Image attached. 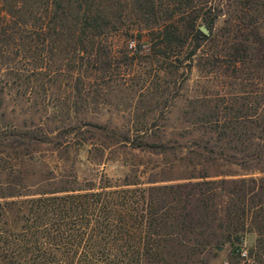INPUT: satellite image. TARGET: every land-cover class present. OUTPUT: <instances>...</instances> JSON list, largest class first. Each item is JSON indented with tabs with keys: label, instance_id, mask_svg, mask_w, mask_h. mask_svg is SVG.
Wrapping results in <instances>:
<instances>
[{
	"label": "trees",
	"instance_id": "trees-1",
	"mask_svg": "<svg viewBox=\"0 0 264 264\" xmlns=\"http://www.w3.org/2000/svg\"><path fill=\"white\" fill-rule=\"evenodd\" d=\"M225 1L223 5L212 0H0V74L12 76L20 85L39 84L46 76L53 83L61 82L70 76L74 83L67 80L64 90L74 93V99L63 101L60 113L77 111L87 104V94L97 91L92 78L109 77L108 39L122 30L121 17L133 12L140 17L138 29L144 33L140 37H147L159 69L171 65L168 59L191 45L187 55L192 58L204 41L216 37L214 28L222 15L226 16L219 39L225 40L214 65L219 61L227 68L263 66L264 0ZM200 17L209 34L200 29ZM142 46L138 44L135 51ZM0 81L1 109L9 81ZM4 116L1 112L0 264H207L205 254L217 256L226 242L235 257H242V246L235 245L243 237L236 234L238 228L230 223L223 233L216 229L222 227L216 225V199L224 193L219 189L225 190V179H210L207 172H199L169 184L149 180L143 185L129 176L118 182L103 173L98 180H81L72 164L61 170L48 167L40 172V180L29 184L28 175L36 171L24 167L34 160L40 145L66 152L75 145H91L105 151L110 143L172 153L190 162L191 153L202 156V152L141 129L119 132L106 124L69 117L51 129L34 122L15 124ZM197 119L200 125L216 127L222 121L206 114ZM242 119L239 115L233 122L225 117L218 139L252 142L238 151L264 165V118H257L249 132L237 129ZM153 136L160 140H151ZM185 150L187 155H178ZM251 181L261 182V193L241 180L231 191L232 200L239 202L236 206L252 204L256 196L264 200V178ZM241 208L239 215L246 211ZM259 233L261 252H250V257L255 256L252 264H263L264 227Z\"/></svg>",
	"mask_w": 264,
	"mask_h": 264
},
{
	"label": "rangeland",
	"instance_id": "rangeland-1",
	"mask_svg": "<svg viewBox=\"0 0 264 264\" xmlns=\"http://www.w3.org/2000/svg\"><path fill=\"white\" fill-rule=\"evenodd\" d=\"M212 1H220L223 5L227 2ZM225 16L222 15L217 21L214 28L216 37L204 41L192 58L187 55L191 45L184 52L172 55L168 59L171 65L159 69L149 50L150 43L145 41L147 37H140L144 34L138 29L140 17L134 12L126 13L120 19L122 30L108 39L112 61L109 77L105 81L99 77L92 78L93 89L97 91L91 90L87 94V104L77 111L60 113L63 101L69 96L74 99V93L69 95L64 90L67 80L69 84L74 83L70 76L61 82L53 83L46 76L39 84L30 81L20 85L13 81L12 76L0 74L3 83L9 81L5 103L0 109L8 122L19 125L34 122L52 129L62 124V118L69 117L70 120L106 124L119 132L145 130L162 136V140H170L171 143L176 140L202 152V156L191 153L190 162L188 159L179 160L172 153L156 154L112 146L110 143L105 151L91 145H75L67 152L40 145L34 152V160L25 163L24 167L36 171L28 175L27 182L30 184L40 180V172L48 167L57 166L61 170L72 164H75L81 180H98L103 173L118 182L129 176L131 181H140L143 185H149V180H156L155 184L186 181L184 178L191 174L207 172L211 175L210 179H225L228 182L224 185L225 190L219 189L224 193L216 199L219 210L216 225L222 226L216 229L218 233H223L233 223L238 228L236 234H243L242 240L236 241L235 245H241L246 255L235 257L231 243L226 242L218 248L217 256L205 254V261L207 264H252L255 256L250 257V252L253 251L254 255L257 251L261 252L259 239L263 235L259 230L264 227V200L260 201L256 196L254 203L242 202L236 206L239 202L232 200L231 191L245 179L246 187H254L257 193H261V182L254 183L251 179L264 178V165L257 164L238 151L249 148L252 142H230L228 137L219 140L218 136L224 128L225 117L236 122L242 115L243 119L236 127L248 132L257 118H264V65L227 68L219 61L214 65L225 40L224 37L219 39ZM198 24L205 25L201 17ZM132 41L136 46L143 43L142 50L136 52L129 49L128 44ZM203 114L220 118L219 127L200 125L197 118ZM87 128L89 126H83V129ZM160 139L156 136L151 138L154 141ZM252 141L256 142L257 139ZM211 149L215 152H210ZM183 152L178 155H187L186 150ZM221 152L224 155H219ZM232 154L236 158L230 157ZM3 178L0 173V180L3 181ZM231 181L236 183L231 184ZM243 206L246 211L239 215Z\"/></svg>",
	"mask_w": 264,
	"mask_h": 264
},
{
	"label": "built area",
	"instance_id": "built-area-1",
	"mask_svg": "<svg viewBox=\"0 0 264 264\" xmlns=\"http://www.w3.org/2000/svg\"><path fill=\"white\" fill-rule=\"evenodd\" d=\"M128 46H129V49H131L132 51L136 50V48H137L135 42H133V41L129 42ZM242 254L246 255V251H243Z\"/></svg>",
	"mask_w": 264,
	"mask_h": 264
},
{
	"label": "water",
	"instance_id": "water-1",
	"mask_svg": "<svg viewBox=\"0 0 264 264\" xmlns=\"http://www.w3.org/2000/svg\"><path fill=\"white\" fill-rule=\"evenodd\" d=\"M200 29L205 33V34H209V29L205 26V25H201Z\"/></svg>",
	"mask_w": 264,
	"mask_h": 264
}]
</instances>
